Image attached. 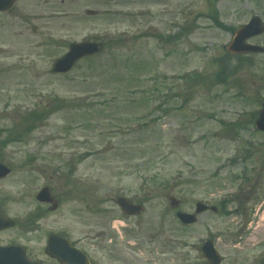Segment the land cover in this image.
<instances>
[{
	"label": "rangeland",
	"instance_id": "rangeland-1",
	"mask_svg": "<svg viewBox=\"0 0 264 264\" xmlns=\"http://www.w3.org/2000/svg\"><path fill=\"white\" fill-rule=\"evenodd\" d=\"M214 11L231 29L214 24ZM255 14L264 21V0H17L0 13V162L11 168L0 179V208L16 221L0 231V244L50 261L46 237L64 231L98 264H204L200 245L210 237L221 264H261L264 133L253 122L264 100V55L240 67L224 48ZM84 40L102 44L91 56L99 64L85 70L90 61L81 60L53 73L54 60ZM248 41L264 45V34ZM114 48L118 56L109 57ZM217 58L236 66L221 83ZM194 72L200 77L182 78ZM149 103L153 128L108 135L148 116ZM32 110L46 115L34 126ZM243 170L249 183L234 178ZM143 172L156 176L150 195ZM44 185L59 199L56 210L35 199ZM118 196L143 211L125 217ZM171 196L179 210L193 212L197 201L218 209L181 227ZM225 199L230 214L219 206Z\"/></svg>",
	"mask_w": 264,
	"mask_h": 264
},
{
	"label": "water",
	"instance_id": "water-1",
	"mask_svg": "<svg viewBox=\"0 0 264 264\" xmlns=\"http://www.w3.org/2000/svg\"><path fill=\"white\" fill-rule=\"evenodd\" d=\"M14 0H0V10H6L9 8ZM87 14H94L93 10H87ZM264 31V25L260 22L259 18L254 17L252 18L248 24L243 26L242 28H239L233 38V41L228 46V49L231 51H244V50H250V51H263L264 47H258L253 45H245L244 40L246 37H249L251 35L258 34L260 32ZM98 51L97 44L94 42H80L75 43L70 46V50L60 59H58L54 63L53 70L56 72H64L69 70L74 62L82 57L83 55L92 54ZM256 126L262 130H264V104L263 108L260 110L259 116L255 122ZM9 169L3 165L0 164V177L5 176L8 173ZM37 198L40 201H52V198L48 194L47 189H42L38 195ZM117 203L119 206L123 209L125 213H137L140 211L141 207L138 205H132L129 203L125 198H118ZM172 205H176L177 201L175 199H172L171 201ZM206 207L202 205L201 203H197L196 205V213L201 212ZM178 217L186 223H190L195 221L193 214H187V213H178ZM12 225V222L2 218L0 216V229H4L6 227H9ZM63 243V241L60 238L54 237L50 238L48 240V246H47V252L50 253V255L57 257L62 264H88L86 257L76 251L75 249H72L68 246H60V250L57 248V246ZM203 252L214 264H218L220 261L219 256L216 254V251L213 248V245L210 241H208L204 247ZM0 264H40L38 262H31L27 259L23 249L19 247L14 246H0Z\"/></svg>",
	"mask_w": 264,
	"mask_h": 264
},
{
	"label": "trees",
	"instance_id": "trees-1",
	"mask_svg": "<svg viewBox=\"0 0 264 264\" xmlns=\"http://www.w3.org/2000/svg\"><path fill=\"white\" fill-rule=\"evenodd\" d=\"M109 57H117L118 56V54H115V52H113V53H109V55H108ZM92 64H94V63H92ZM89 65H91V64H89ZM88 65V68L89 69H91L92 67L91 66H89ZM87 70V69H86ZM34 112H32V114H33ZM145 164H146V161H145ZM156 180V176H153V175H151V179H150V181H152V182H154Z\"/></svg>",
	"mask_w": 264,
	"mask_h": 264
},
{
	"label": "flooded vegetation",
	"instance_id": "flooded-vegetation-1",
	"mask_svg": "<svg viewBox=\"0 0 264 264\" xmlns=\"http://www.w3.org/2000/svg\"><path fill=\"white\" fill-rule=\"evenodd\" d=\"M89 257H90V260H91V264H98L96 258L93 255H89ZM51 261H52V263L56 262L55 260H51Z\"/></svg>",
	"mask_w": 264,
	"mask_h": 264
},
{
	"label": "bare ground",
	"instance_id": "bare-ground-1",
	"mask_svg": "<svg viewBox=\"0 0 264 264\" xmlns=\"http://www.w3.org/2000/svg\"><path fill=\"white\" fill-rule=\"evenodd\" d=\"M264 217V216H263Z\"/></svg>",
	"mask_w": 264,
	"mask_h": 264
}]
</instances>
